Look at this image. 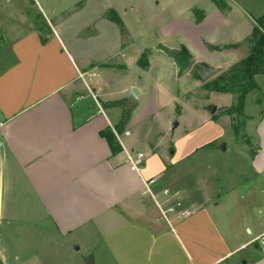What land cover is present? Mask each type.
Instances as JSON below:
<instances>
[{"label":"crops","instance_id":"obj_1","mask_svg":"<svg viewBox=\"0 0 264 264\" xmlns=\"http://www.w3.org/2000/svg\"><path fill=\"white\" fill-rule=\"evenodd\" d=\"M17 1L16 7L0 4V226L78 235L87 249L82 264H264V108L255 120L246 177L224 191L240 194L227 199L229 212L208 208L205 203L219 197L206 195L188 204L191 215L175 220L173 230L157 221L155 203L143 194L151 178L168 187L163 162L136 146L131 118L118 130L130 109L124 88L133 86L126 78L120 87L111 84L108 66L130 63L133 51L107 18L114 1L30 0L42 11L33 15L26 0ZM225 6L212 4L211 13L202 8L200 24L191 17L202 43H244L264 15L254 17L237 0ZM245 47L239 49L245 53ZM85 72L99 74L92 87L105 95L102 113L80 77ZM257 82L264 91V74ZM105 83L117 91L107 92ZM113 130L131 136L122 146ZM105 133L120 152H113ZM124 148L148 154L144 173L130 170Z\"/></svg>","mask_w":264,"mask_h":264},{"label":"rangeland","instance_id":"obj_2","mask_svg":"<svg viewBox=\"0 0 264 264\" xmlns=\"http://www.w3.org/2000/svg\"><path fill=\"white\" fill-rule=\"evenodd\" d=\"M113 1L115 12L124 21L123 35L133 53L130 63L108 66L113 68L111 84L119 86L117 82L122 84L126 78L133 87H141L145 92V97L128 109L136 131V146L152 152L163 162V178L168 188L182 191L187 205L207 195L219 197L217 202H206L208 208L227 207L229 212L232 206L226 204L227 199L235 200L240 194L230 196L224 191L246 177L243 170L255 148L251 138L255 120L264 108V91L257 82L258 75L254 82L259 89L249 83L246 86L249 92L243 98L237 88L221 91L213 83L214 78L202 83L197 74L181 75L164 50L177 49L207 67L234 70L247 56L248 46L245 53L239 48L211 50L209 44L200 41V30L191 23V17L196 24L202 22L205 13L202 8L211 13L209 7L217 6L215 1L225 5L228 0ZM237 1L254 17L264 12V0ZM0 4L16 7L19 3L0 0ZM26 5L30 9V0H26ZM39 10L36 5L31 7L32 15L41 14ZM14 15L17 17V12ZM111 84H104L107 92L117 91ZM97 95L104 103L105 95L98 92ZM128 95V89L124 88V96ZM222 145L226 147L224 151ZM77 237H62L47 228L4 223L0 226V264H82L87 249L76 241Z\"/></svg>","mask_w":264,"mask_h":264},{"label":"built area","instance_id":"obj_3","mask_svg":"<svg viewBox=\"0 0 264 264\" xmlns=\"http://www.w3.org/2000/svg\"><path fill=\"white\" fill-rule=\"evenodd\" d=\"M80 77L85 81L89 89V93L93 99V104L103 112V107L99 96L95 93L94 88L92 87L93 79L99 77L98 73H80ZM117 138V141L123 146L124 137L131 136L130 131H125L123 133L113 130ZM4 146V142L1 138L0 130V151ZM125 152V163L130 168L132 172L137 174L144 173L148 168V154L134 149H126ZM1 193V190H0ZM143 194L147 197H150L155 203L159 216L157 221L167 223L174 230V221L183 220L188 218L191 215V209L185 202V197L182 191L171 190L168 187L160 188L159 178H151L150 180L145 181ZM262 245H264V239H262Z\"/></svg>","mask_w":264,"mask_h":264},{"label":"trees","instance_id":"obj_4","mask_svg":"<svg viewBox=\"0 0 264 264\" xmlns=\"http://www.w3.org/2000/svg\"><path fill=\"white\" fill-rule=\"evenodd\" d=\"M218 7L225 9L226 6L218 1H215ZM225 7V8H224ZM107 18L117 24L121 31L124 34V23L122 19L115 13L109 12ZM257 26L254 28V31L250 38H248L244 43H238L231 46H226L220 48L218 46H209L211 50H224L232 48H240L243 45L248 46V54L243 58L232 71H224L216 78H214L213 83L220 86L221 91L229 92L235 88L239 89L242 92L243 98L248 94L249 90L246 86L250 83L253 88L259 89L258 84L254 82L255 76L264 73V15L256 20ZM141 63V61H140ZM130 119V111H127L123 115L121 121V126L119 131H121L128 120ZM112 134L111 132L109 133ZM109 134H103L110 142L112 150L114 153L120 152V147L118 142H113Z\"/></svg>","mask_w":264,"mask_h":264},{"label":"water","instance_id":"obj_5","mask_svg":"<svg viewBox=\"0 0 264 264\" xmlns=\"http://www.w3.org/2000/svg\"><path fill=\"white\" fill-rule=\"evenodd\" d=\"M166 54L172 59L177 67V71L181 74L190 73L191 75L197 74L200 76L202 83L208 82L209 80L215 78L222 72H224V68L222 67H207L201 62H198L195 58L190 57L188 61V66L184 69L183 64L178 60L177 55L181 53L180 50L164 48ZM129 102L128 107L132 109L136 102L141 98L142 94L136 87H131L129 90ZM221 149L224 151L226 149L225 145L221 146Z\"/></svg>","mask_w":264,"mask_h":264},{"label":"flooded vegetation","instance_id":"obj_6","mask_svg":"<svg viewBox=\"0 0 264 264\" xmlns=\"http://www.w3.org/2000/svg\"><path fill=\"white\" fill-rule=\"evenodd\" d=\"M177 58L183 64V68L185 69L188 66L190 56L185 53H180L179 55H177Z\"/></svg>","mask_w":264,"mask_h":264}]
</instances>
